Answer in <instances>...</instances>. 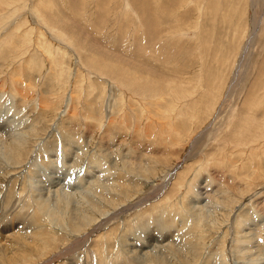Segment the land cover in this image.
I'll use <instances>...</instances> for the list:
<instances>
[{
	"label": "rangeland",
	"instance_id": "374dc122",
	"mask_svg": "<svg viewBox=\"0 0 264 264\" xmlns=\"http://www.w3.org/2000/svg\"><path fill=\"white\" fill-rule=\"evenodd\" d=\"M96 253L264 264V0H0V264Z\"/></svg>",
	"mask_w": 264,
	"mask_h": 264
},
{
	"label": "bare ground",
	"instance_id": "6f19581e",
	"mask_svg": "<svg viewBox=\"0 0 264 264\" xmlns=\"http://www.w3.org/2000/svg\"><path fill=\"white\" fill-rule=\"evenodd\" d=\"M164 9H165L164 7H161V6H160L159 8H156L155 11H156V12H160V11H161L162 14H163V13L165 14ZM148 11H149V10H148ZM148 11H147V12H148ZM155 11H154V12H155ZM162 16H163V15H162ZM157 17H158V16H157ZM163 17H164V16H163ZM163 17H162V18H163ZM97 46H98V45H97ZM139 46H140V45H139ZM259 99H260V98H259ZM11 145H12V144H11ZM9 161H10V160H9ZM2 166H3V165H2ZM4 167H5V166H4ZM3 177H4V176H3ZM132 205H133V204H132ZM82 222H83V221H82ZM85 222H86V221H85ZM168 233H169V232H168ZM6 244H7V243H6ZM2 246H3V245H2ZM144 247H145V246H144ZM6 248H8V247H6ZM7 252H9V250H8ZM123 253H124V252H123ZM103 254H104V253H103ZM87 255H88V254H87ZM96 256H98L97 263H98L99 260H100V263H99V264H102V261H103L104 259L101 260V257H102L101 253H100V255H99L98 253H96ZM119 256H120V255H119ZM125 256H126V255H125ZM9 257H10V256H9ZM11 257H12V256H11ZM121 258H122V257H121ZM7 259H8V258H7ZM7 259H6V260H7ZM128 259H129V258H128ZM138 259H139V258H138ZM123 260H124V259H123ZM8 261H11V260H8ZM127 262H128V261H127ZM130 262L132 263V261H130ZM133 262H134V261H133ZM138 263H139V262H138ZM75 264H77V263H75ZM79 264H81V263H79ZM133 264H134V263H133ZM139 264H141V263H139Z\"/></svg>",
	"mask_w": 264,
	"mask_h": 264
}]
</instances>
